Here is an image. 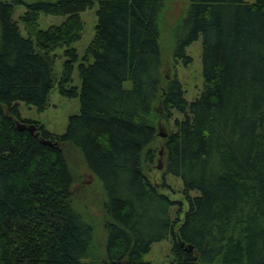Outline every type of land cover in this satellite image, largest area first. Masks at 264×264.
<instances>
[{
  "label": "trees",
  "instance_id": "obj_1",
  "mask_svg": "<svg viewBox=\"0 0 264 264\" xmlns=\"http://www.w3.org/2000/svg\"><path fill=\"white\" fill-rule=\"evenodd\" d=\"M168 1L0 0V264H97L63 147L104 196L106 264H151L152 247L167 242L170 264H264V0H187L172 56L188 66L200 43L203 87L190 103L161 74ZM95 4L94 40L80 62L64 52L57 83L78 114L61 136L35 123L33 134L19 131V106L44 113L55 90L51 49L80 40ZM41 16L63 22L42 31ZM161 119L173 132L161 137L156 187L144 171ZM166 180L178 182L186 212L162 194Z\"/></svg>",
  "mask_w": 264,
  "mask_h": 264
},
{
  "label": "rangeland",
  "instance_id": "obj_2",
  "mask_svg": "<svg viewBox=\"0 0 264 264\" xmlns=\"http://www.w3.org/2000/svg\"><path fill=\"white\" fill-rule=\"evenodd\" d=\"M33 0H23L24 4L32 3ZM246 3H254L255 0H245ZM187 7V0H169L166 4L163 16L161 19V37H160V49L162 53V68L161 74L169 79L176 77L180 82L185 99L188 103L197 99L202 91L203 80L201 77V64H200V43L193 44L187 51L186 57L190 59V64L184 66L182 63H174L172 56L173 47V32L178 26L180 20L184 17ZM96 10L95 4L91 10H87L81 15L82 33L80 40L69 46L68 48H56L51 49L50 56L54 60V82L55 90L51 94L48 106L44 113L39 114L37 111L26 109L25 106H19V113L21 121L38 124L44 128L49 134L54 136H61L64 134L68 119L78 114L79 103L78 99L68 100L61 98L58 94L57 83L62 76L63 65L66 62L64 52L66 50H74L77 54L78 61L83 58L84 52L88 45L94 40L95 28H96ZM25 13L24 7H18L15 9L13 19L18 24L22 36L25 37L23 28L19 23V18ZM63 19L54 17L41 16L38 21L39 29L46 31L50 27H56L62 24ZM78 65V64H77ZM74 68L72 75V85L77 84V72ZM155 110H159L156 108ZM157 122V140L153 144L152 149L155 150L156 158L153 165L145 166V175L149 181L159 187L162 183V169L159 170V166L162 165L163 154V141L161 136L165 133L173 132L172 124L171 130L167 129L165 121L158 120ZM66 155V159L70 165V171L74 177L75 183L72 191V206L73 209L87 222L94 231L93 248L94 258L97 259V264H106L105 254V232L104 227L107 221L104 212V196L97 182L91 177L84 167L83 161L80 156L69 147H63ZM166 189L162 190V194L165 195L171 202L179 203L182 212H186L187 206L182 196V190L179 187L178 182L174 180H166ZM174 207L172 214L175 216ZM182 217H180L181 219ZM170 248L169 242L158 244L152 247V250L147 258L151 264H170Z\"/></svg>",
  "mask_w": 264,
  "mask_h": 264
},
{
  "label": "water",
  "instance_id": "obj_3",
  "mask_svg": "<svg viewBox=\"0 0 264 264\" xmlns=\"http://www.w3.org/2000/svg\"><path fill=\"white\" fill-rule=\"evenodd\" d=\"M17 129L19 131H27L29 132L30 134H33L36 130H35V127L33 125H30V126H26L25 124H20V123H17ZM162 138H164L165 136H161ZM44 145H47V146H50L49 143H44ZM162 167L159 166V170L161 169Z\"/></svg>",
  "mask_w": 264,
  "mask_h": 264
},
{
  "label": "flooded vegetation",
  "instance_id": "obj_4",
  "mask_svg": "<svg viewBox=\"0 0 264 264\" xmlns=\"http://www.w3.org/2000/svg\"><path fill=\"white\" fill-rule=\"evenodd\" d=\"M31 125V123H27V126H30Z\"/></svg>",
  "mask_w": 264,
  "mask_h": 264
}]
</instances>
